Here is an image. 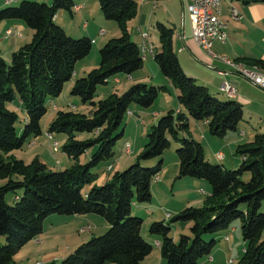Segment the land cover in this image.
<instances>
[{
  "label": "trees",
  "instance_id": "obj_1",
  "mask_svg": "<svg viewBox=\"0 0 264 264\" xmlns=\"http://www.w3.org/2000/svg\"><path fill=\"white\" fill-rule=\"evenodd\" d=\"M95 1L103 18L115 22L119 36L99 49L98 67L76 79L69 91L83 106H89L88 113L57 111L48 126L49 136L63 138L61 152L71 160L69 168L58 172L39 158L25 164L9 153L42 134L40 124L48 100L62 93L74 76L76 64L89 55L92 41L71 38L55 21L59 11L74 12L73 0H53L51 5L22 1L0 10V23L21 21L32 32L30 42L12 52L8 61L0 50V180L5 181L0 186V238L5 239L3 246L0 243V264H13L21 247L41 234L47 217L88 214L103 218L108 230L80 244L62 261L45 264H143L153 247L141 236L143 220L132 215V208L151 201V183L162 168L161 158L171 141L179 144L175 151L177 178L207 182L210 195L202 207L184 208L171 219L172 223L191 224V236L181 235L178 243L169 236V224L161 221L149 226V233L160 238L158 248L165 264H199L203 257L210 256L217 236L227 232L237 219L243 241L237 264H264V133H256L236 147L234 154L241 161L237 169L205 159L203 146L183 135L188 133L189 120L205 122L209 135L221 139L228 132H239L243 109L234 100L219 99L183 72L172 47L173 30L162 23L156 24L160 52L154 55V61L177 90L180 110H169L159 117L133 164L115 172L103 185L95 184L99 175L93 170L114 158L130 106L146 109L167 90L165 86L137 83L121 94L111 93L96 100L98 86L108 84L118 74L131 76L139 71L143 56L128 29V23L137 16L136 2ZM15 100L26 117L21 132L16 129L18 115L8 107ZM88 151V162L80 164V157ZM153 158L160 159L154 167L144 168L139 163ZM85 186L90 188L82 193ZM17 191L21 194L12 204L7 203L6 195ZM204 235L210 240L205 241Z\"/></svg>",
  "mask_w": 264,
  "mask_h": 264
},
{
  "label": "rangeland",
  "instance_id": "obj_2",
  "mask_svg": "<svg viewBox=\"0 0 264 264\" xmlns=\"http://www.w3.org/2000/svg\"><path fill=\"white\" fill-rule=\"evenodd\" d=\"M22 1L28 2H36V3H44L47 5H51L53 0H0V10L7 7H16ZM76 4H79V0H73ZM91 4H88L85 11H82L84 14L83 18L77 22V26L80 28L83 23H87V25L93 26L95 20L97 18L104 19L100 13V7L97 1L89 0ZM82 3V0H81ZM64 13L67 19H72L69 16L68 12L59 11L58 14ZM76 19L78 20L80 14L76 12ZM7 21V20H6ZM4 22V21H3ZM1 22V23H3ZM110 23L112 27L117 29V25L115 22L107 21ZM0 23V48L3 49L4 55L7 52V48L10 45V42H17V46H23L30 42V37L27 35L26 29L27 26L19 21V23L24 27L20 30L12 28L15 31L16 36L7 37L5 34V27ZM25 29V30H22ZM29 30V29H28ZM132 30V29H131ZM23 31V32H21ZM31 31V30H29ZM134 30L132 31L134 35ZM152 29L149 31V35L152 36ZM20 34L21 37H17V34ZM74 39H79L82 37H71ZM96 38V37H95ZM100 37H97L95 41L92 43V48L89 55L85 58V65L78 64L75 71L74 76L77 74V79L84 77L80 71V67L85 66V72H90L92 69L97 68L99 64V49L102 48L104 43L101 41ZM149 48L148 52L150 51ZM142 52V51H141ZM3 54V53H2ZM152 56V55H151ZM148 57V56H146ZM149 59V58H148ZM152 62L151 68L156 69L158 71V67L155 62L150 59V63ZM143 63H146V59L143 60ZM146 69L149 70V66L145 65ZM88 70V71H87ZM86 73V74H87ZM162 75V74H161ZM73 76V78H74ZM117 77H126L124 74H118ZM69 86V82L64 85L62 93L59 97L48 100V109L46 115L41 120V129L42 134L35 137L29 138L22 149L15 150L9 153V155L14 156L16 159L23 160L25 164L30 163L34 158H39L41 162L48 166V168L52 171H63L70 166L71 160L61 152V146L64 142L62 137L53 136L52 139L48 138L47 130L51 121L55 118L56 113L54 111V107H58V111H73L76 113L87 114L89 106H83L80 100L77 97H73L69 94L67 90ZM118 86L113 82V78H111L106 85L98 86V96L103 99L106 98L111 93L115 92ZM118 94H121L123 91L121 87H118ZM173 91L170 90L169 93H160L158 98L155 100L152 106L142 109L137 107L136 105H131L129 111L132 113L130 115L127 113L123 120V137L117 142L114 152L115 156L112 161L102 163L97 166L93 171L100 176L97 184L98 186L103 185L115 172H122L126 170L131 164V154L128 156L122 154L118 159L117 155L120 153L121 148L124 146V142H129V145L134 150L139 148V145H143L147 143V138L143 137L146 132H149L150 128L156 124L154 119L152 118V110L156 109L159 106V101L161 97H166L169 100V97L174 101ZM177 99V98H176ZM96 100H98L96 98ZM75 106V109H71V106ZM9 109L14 111L18 115V122L16 124V129L18 132H21L25 121V113L23 111L22 106L18 104V100H15L13 103L8 105ZM86 107V108H85ZM162 116V115H161ZM142 121H145V125L141 124ZM264 121L261 119L259 122H254L251 124H244L243 128L247 135V137H251L254 135V132L264 133ZM197 130V129H196ZM198 131V130H197ZM209 134V133H208ZM207 134V135H208ZM210 136V135H209ZM213 139V138H212ZM215 141H218L217 138H214ZM29 141V143H28ZM54 142L58 143V147L54 146ZM32 143V144H31ZM140 143V144H139ZM179 148V144L175 141L170 142V147L166 150L161 158L162 160V170L157 174L158 180L153 179L151 183V201L145 204H136L132 208V215L143 220L141 226V236L152 245L153 250L149 257V261L146 264H165L163 258H161L160 251L155 245V241H160L159 236L153 235L149 233V226L153 222H161L163 221L165 224L170 225L169 236L173 240L174 243H178L181 235L191 236L190 232V223L184 222H175L172 223L171 219L181 210L187 207H195L200 208L203 204L199 205H186L185 199L188 196H196L200 197L198 194L197 185L190 184L191 181H202V180H193V178L184 177L176 179L178 175V160L176 156V149ZM132 150V153H133ZM125 151V147H124ZM0 154H2L0 152ZM141 154V153H140ZM139 154V155H140ZM226 156L225 166L229 169L232 167L233 163V153L229 152L227 149L224 151ZM135 157H132V159ZM138 158V157H137ZM236 158V157H235ZM89 160L88 157L84 156L79 161L80 164H85ZM213 160V159H212ZM238 161V159L236 158ZM160 162V159L153 158L150 160H139V163L144 168H151L156 166ZM216 161H212L214 164ZM108 164H112L113 168L111 171L106 172L105 169ZM127 164V165H126ZM153 164V165H152ZM237 169V168H236ZM248 179V178H247ZM245 178V180H247ZM159 180H161L159 182ZM5 181L0 180V186H2ZM204 185L209 184L205 181H202ZM210 187V186H209ZM89 186H85L82 190V193H86ZM21 191H17L15 194L9 193L6 195L5 200L7 203L12 204L14 202V197L16 195H20ZM184 203V204H183ZM264 212V211H263ZM170 215V218L167 217ZM100 221H104L103 218L99 216H93ZM168 218V219H167ZM231 227L236 229V232H230L228 230L226 233L228 234V240L225 239H217L215 246L213 247L211 254L209 257H203L199 264H237L238 260L242 255V237L240 231V221L234 220L231 224ZM84 228V229H83ZM107 226V230H108ZM103 229L101 225L93 221H74L72 216H60V215H52L47 217L42 224V232L40 235L29 241L25 244L21 249L15 254L13 258V264H36V262H40L41 264H45L48 262H60L66 256L71 254L80 244L87 242L93 237L102 236L106 231ZM84 232V233H82ZM209 235H204V240L209 241ZM264 239V235H263ZM0 243L3 246L5 244V239L0 238ZM211 258L208 262L207 259Z\"/></svg>",
  "mask_w": 264,
  "mask_h": 264
},
{
  "label": "crops",
  "instance_id": "obj_3",
  "mask_svg": "<svg viewBox=\"0 0 264 264\" xmlns=\"http://www.w3.org/2000/svg\"><path fill=\"white\" fill-rule=\"evenodd\" d=\"M79 1V4H76V2H74L75 5L81 6V10L78 11V13L80 14L78 20L76 19L75 15L76 12L69 13V16L72 18L70 20L67 19L64 13L57 14L56 16L55 21L58 25L61 26V28L67 35L71 37H87L92 41V43L97 37H100L102 39V43L104 44L108 40L119 36L118 28L115 29L114 27H112V25L106 22L105 19L97 18L92 27L91 25H87V23L86 27H84L85 23H83L79 28L76 24L84 16V14H82V11H85L88 4H91L89 3L91 2L89 0H82V3L81 0ZM133 1H135L137 4L138 12L137 16L128 23L129 34L131 40L141 49L143 60L146 59V63H143L142 68L139 71L133 73L131 76H126L125 78L115 77L113 78V82L118 87H121L122 91H125L128 87L137 83L165 86L167 90L163 93L170 94V90H172L174 101H172L170 97L168 100L163 96L159 101L158 108H153L151 114L154 122L157 121V119H159L161 115L166 114V112L169 110H174L176 112L180 110V106L176 99L178 93L177 90L163 75H161L159 69L157 71L156 69H152L150 66L152 65V62L150 63V59L154 61V55L160 52L156 24L162 23L165 26L171 28L173 30V51L176 54L177 60L183 72L187 76L193 78L199 85L207 88V90L211 94L217 96L219 99L234 100L242 106L243 122L239 127V132H228L223 138H217L218 141H215L214 137L209 136L207 124L205 122L189 120L188 133L183 134L184 136H190L203 146L205 159L208 162L211 163L212 161H216L215 163L221 164L225 168H227L225 166L226 156L224 154V151L227 149L229 152L233 153L235 152V149L239 144L250 141L256 133H260L254 132L253 136L251 133V137H247L243 126L244 124L251 123H253L254 125V122H259L261 119H263L264 121V90L253 85L247 79L241 77L229 65L221 61L220 58L223 57V59H227L232 63L243 64L247 68H254L255 64L257 62H260L261 64L257 66L260 67V72L264 75V3L246 4L244 0H222L219 21L227 31V38H225V42L215 41L212 44L211 52L217 56L216 58L210 56L192 38L191 23L189 15L185 10L187 0H158L156 4L153 2V0ZM231 8H234L238 12L239 17L237 19H233L231 17ZM1 24L3 27H5V31L12 28L17 30L24 28L19 23V21L14 20H7ZM150 29H152V36L149 35ZM100 30L104 32L102 36L99 35ZM133 30L135 31L134 35L132 33ZM26 32L31 40L32 32L28 29H26ZM20 47L21 46L19 45L17 46V42L13 41L10 42V45L7 48V52H5L6 55H4L3 49L0 48V50L3 53V57L5 58V60L8 61L10 54ZM150 47L153 51V56H151L150 52H148ZM84 62L85 59L79 61L76 64L75 69L78 64L85 65ZM145 65L149 66V70L146 69ZM84 67L85 66L80 67L82 75H86L87 73L85 72L84 69L86 68ZM77 77V74H75L74 78L69 81V86L67 89L68 91H70ZM223 83H227L235 89V96L231 97L221 90V85ZM118 87L113 93L118 94ZM97 99L101 98L98 96ZM51 101L52 100H50V102ZM18 104L21 106L19 101ZM72 108L75 109V106H71V109ZM54 111L57 112L58 107L55 106ZM87 111H89V109ZM141 124L144 126L145 121H142ZM262 129H264V126L262 127ZM147 133L148 132L144 134V138L147 136ZM126 143L129 144V142L127 141L124 142L123 148H121L120 153L117 155L118 159L122 154L126 155L124 153V147ZM143 143V145H139V148H136L135 146L134 150L129 145L131 162L136 161L139 154L143 151L145 141ZM90 155L91 152L88 151L83 156H81L80 159L84 156L89 158ZM132 157L135 158L132 159ZM235 157V154H233L232 167L234 168H231V170L238 168L241 162L239 158L236 157L238 159L237 161ZM109 166L110 169L107 170V167ZM107 167L105 169L106 172L111 171L113 168L112 164L108 165ZM99 179L100 176L95 183L96 185H98L97 182ZM176 179L178 178L176 177ZM160 181L161 180H159V182ZM190 184L197 185L196 187L199 189L198 194L200 197L188 196L185 199V206L196 204L199 205L201 203L203 204L205 197L210 195V187L208 185H204L202 181H191ZM262 211H264V202L262 203ZM93 216L94 214L74 215L72 217L76 222L88 220L93 221L98 225H101L103 229L107 230V226L109 227L108 223L105 220L100 221V219H97ZM229 230L233 233L236 232V229L234 227H231ZM218 238L225 239L227 241L228 234L225 232L217 236V239ZM150 255L145 258L143 264L148 263ZM207 261H210L209 258L207 259ZM36 264L41 263L36 262Z\"/></svg>",
  "mask_w": 264,
  "mask_h": 264
},
{
  "label": "built area",
  "instance_id": "obj_4",
  "mask_svg": "<svg viewBox=\"0 0 264 264\" xmlns=\"http://www.w3.org/2000/svg\"><path fill=\"white\" fill-rule=\"evenodd\" d=\"M10 0H8L9 2ZM158 0H153L156 4ZM221 2L222 0H187L185 5V10L187 11L191 23L192 30V38L193 40L210 56L216 57L211 52L212 44L215 41L225 42V38H227V31L219 26V14L221 13ZM81 10L80 5L74 6V12H78ZM230 15L233 19H237L239 17L238 12L234 9H230ZM86 27V23L84 24ZM7 37L16 36L15 31L12 29H8L5 31ZM104 32L102 30L99 31V35L102 36ZM17 37H21L18 33ZM146 47V45H145ZM223 61V57L220 58ZM225 63V62H224ZM227 64V63H226ZM232 68V66H230ZM241 77L250 81L253 85L264 90V78H259L257 75L249 73V72H239L235 71ZM221 90L226 94H232L235 96V89L228 85L227 83H223L221 85ZM130 114V112H128ZM131 115V114H130ZM49 139H52L51 136L48 135ZM55 147H58V143H53ZM128 150V143H126V155ZM220 156V155H219ZM155 180H158V176L154 177ZM170 218V215H167ZM167 218V219H168ZM157 242V247H158ZM211 260V258H209Z\"/></svg>",
  "mask_w": 264,
  "mask_h": 264
},
{
  "label": "bare ground",
  "instance_id": "obj_5",
  "mask_svg": "<svg viewBox=\"0 0 264 264\" xmlns=\"http://www.w3.org/2000/svg\"><path fill=\"white\" fill-rule=\"evenodd\" d=\"M219 26L222 27L223 29H225L223 27V25L220 23L219 21ZM150 54L152 55L153 54V51L152 49H150ZM223 62L227 63V65L229 66H232V69L234 71H239V72H249V73H252V74H255L257 75V77L259 78H264V75L260 72V69L259 67H254V68H247L245 65L243 64H236V63H232L231 61H228L227 59H223ZM229 96L233 97L232 94H228ZM124 153H126V144H125V151ZM130 153V146L128 144V150H127V155ZM157 246V244H156Z\"/></svg>",
  "mask_w": 264,
  "mask_h": 264
}]
</instances>
